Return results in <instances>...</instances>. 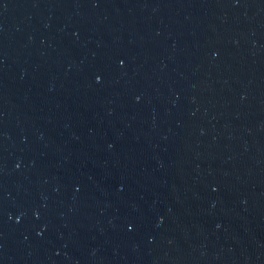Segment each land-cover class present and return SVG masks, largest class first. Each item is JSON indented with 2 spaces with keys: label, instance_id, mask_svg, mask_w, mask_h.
<instances>
[{
  "label": "water",
  "instance_id": "obj_1",
  "mask_svg": "<svg viewBox=\"0 0 264 264\" xmlns=\"http://www.w3.org/2000/svg\"><path fill=\"white\" fill-rule=\"evenodd\" d=\"M0 264H264V0H0Z\"/></svg>",
  "mask_w": 264,
  "mask_h": 264
}]
</instances>
